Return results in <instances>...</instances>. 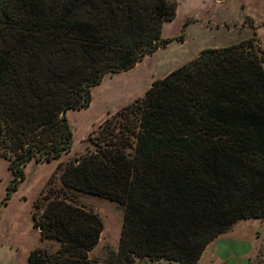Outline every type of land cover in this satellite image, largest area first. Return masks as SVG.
<instances>
[{"label": "trees", "instance_id": "obj_1", "mask_svg": "<svg viewBox=\"0 0 264 264\" xmlns=\"http://www.w3.org/2000/svg\"><path fill=\"white\" fill-rule=\"evenodd\" d=\"M175 0H0V157L23 180L31 160L70 148L65 114L88 107L107 73L133 68L170 40ZM122 125L68 163L62 186L124 206L113 264H196L239 220L264 218V51L249 38L154 80L120 111ZM34 207L39 208L36 202ZM40 239L28 264H90L98 214L48 199L32 216Z\"/></svg>", "mask_w": 264, "mask_h": 264}, {"label": "rangeland", "instance_id": "obj_2", "mask_svg": "<svg viewBox=\"0 0 264 264\" xmlns=\"http://www.w3.org/2000/svg\"><path fill=\"white\" fill-rule=\"evenodd\" d=\"M175 1V16L164 22L161 30V39L170 41L143 57L133 68L105 74L91 89L88 107L66 112L72 132L67 153L48 163L28 162L21 168L23 180L18 181L15 190L8 189L13 173L8 169V162L0 157V264H28V255L36 248L52 256L56 254L60 244L53 240L41 241L40 229L33 226L32 219L34 214L39 220L48 199L55 197H65L71 205L99 215L103 231L98 244L88 252V260L90 264H113L112 254L117 252L124 206L65 189L61 174L66 164L76 163L94 151V143L102 132L122 125L120 111L142 98L154 80L194 58L202 49L253 38L256 46L264 51V0ZM36 202L40 206L37 209ZM231 229L235 236L256 242L264 249V218L239 220ZM156 264L180 263L161 260Z\"/></svg>", "mask_w": 264, "mask_h": 264}, {"label": "crops", "instance_id": "obj_3", "mask_svg": "<svg viewBox=\"0 0 264 264\" xmlns=\"http://www.w3.org/2000/svg\"><path fill=\"white\" fill-rule=\"evenodd\" d=\"M264 249L258 243L249 242V239L235 236L230 231L219 235L210 242L196 264L202 262L217 264H264Z\"/></svg>", "mask_w": 264, "mask_h": 264}]
</instances>
